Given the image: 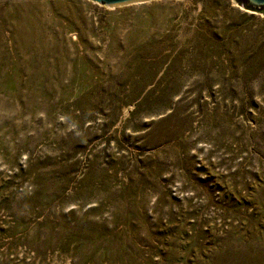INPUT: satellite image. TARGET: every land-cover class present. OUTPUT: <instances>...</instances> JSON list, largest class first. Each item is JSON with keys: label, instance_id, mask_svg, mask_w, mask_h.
<instances>
[{"label": "rangeland", "instance_id": "obj_1", "mask_svg": "<svg viewBox=\"0 0 264 264\" xmlns=\"http://www.w3.org/2000/svg\"><path fill=\"white\" fill-rule=\"evenodd\" d=\"M0 264H264V15L0 0Z\"/></svg>", "mask_w": 264, "mask_h": 264}, {"label": "water", "instance_id": "obj_2", "mask_svg": "<svg viewBox=\"0 0 264 264\" xmlns=\"http://www.w3.org/2000/svg\"><path fill=\"white\" fill-rule=\"evenodd\" d=\"M107 6H117L142 0H93ZM238 7L253 10L264 15V0H233Z\"/></svg>", "mask_w": 264, "mask_h": 264}, {"label": "trees", "instance_id": "obj_3", "mask_svg": "<svg viewBox=\"0 0 264 264\" xmlns=\"http://www.w3.org/2000/svg\"><path fill=\"white\" fill-rule=\"evenodd\" d=\"M137 95H138V93H135V92H134V96L131 95V94H128L127 95L128 99L126 101L129 102V101L134 100ZM153 109H155V108H146V109L145 108H140V104L139 103H135L134 107L132 108V110L130 112V115L132 116V115H134L136 113L143 112V111L150 112V111H153ZM163 120H166V118H164ZM104 131H106V128H104Z\"/></svg>", "mask_w": 264, "mask_h": 264}, {"label": "bare ground", "instance_id": "obj_4", "mask_svg": "<svg viewBox=\"0 0 264 264\" xmlns=\"http://www.w3.org/2000/svg\"><path fill=\"white\" fill-rule=\"evenodd\" d=\"M232 1H233V0H232ZM233 4H234V5H237L234 1H233Z\"/></svg>", "mask_w": 264, "mask_h": 264}]
</instances>
